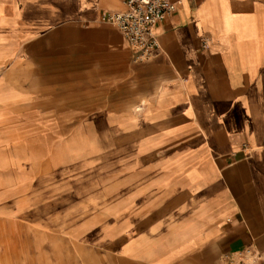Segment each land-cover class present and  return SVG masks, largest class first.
Returning <instances> with one entry per match:
<instances>
[{
    "label": "crops",
    "instance_id": "crops-1",
    "mask_svg": "<svg viewBox=\"0 0 264 264\" xmlns=\"http://www.w3.org/2000/svg\"><path fill=\"white\" fill-rule=\"evenodd\" d=\"M174 1L156 26L160 48L138 60L103 19L122 0H0V66L26 74L21 92L0 77V119L5 108L71 113L74 129L120 131L147 174L183 178L112 250L115 264L264 256V0ZM65 96L83 99L69 109Z\"/></svg>",
    "mask_w": 264,
    "mask_h": 264
},
{
    "label": "rangeland",
    "instance_id": "rangeland-1",
    "mask_svg": "<svg viewBox=\"0 0 264 264\" xmlns=\"http://www.w3.org/2000/svg\"><path fill=\"white\" fill-rule=\"evenodd\" d=\"M24 69L2 65L0 77L25 91ZM32 84L37 88L40 81ZM60 99L71 109L83 98ZM5 110L0 264H115L112 250L136 232L138 220L168 203L174 180H183L147 174V162L120 144V131L107 136L102 129H74L71 113Z\"/></svg>",
    "mask_w": 264,
    "mask_h": 264
},
{
    "label": "built area",
    "instance_id": "built-area-1",
    "mask_svg": "<svg viewBox=\"0 0 264 264\" xmlns=\"http://www.w3.org/2000/svg\"><path fill=\"white\" fill-rule=\"evenodd\" d=\"M124 7L105 12L103 19L117 26L127 37L138 60L154 57L161 44L156 35L157 24L177 9L174 0H122ZM208 36L202 37L207 48ZM227 264H264V256L254 247H246L226 257Z\"/></svg>",
    "mask_w": 264,
    "mask_h": 264
}]
</instances>
